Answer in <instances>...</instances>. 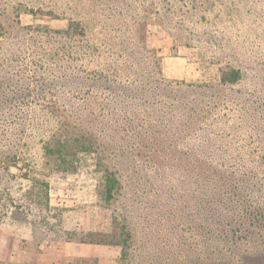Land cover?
<instances>
[{"label":"rangeland","instance_id":"obj_1","mask_svg":"<svg viewBox=\"0 0 264 264\" xmlns=\"http://www.w3.org/2000/svg\"><path fill=\"white\" fill-rule=\"evenodd\" d=\"M0 264H264V0H0Z\"/></svg>","mask_w":264,"mask_h":264},{"label":"trees","instance_id":"obj_2","mask_svg":"<svg viewBox=\"0 0 264 264\" xmlns=\"http://www.w3.org/2000/svg\"><path fill=\"white\" fill-rule=\"evenodd\" d=\"M73 23H71V25H73ZM81 28H85L84 25L81 26ZM84 30H81V32L83 33ZM241 78V71L239 68L231 66L230 64L226 63L223 64L221 66H219L218 68V81L223 84V85H228V84H233L235 82H237L239 79ZM158 85H161L162 87L165 84V79H163L162 77L158 76V78L156 79ZM141 86H137V85H130L128 89H132V91H137ZM145 88H142L139 92L140 94L142 93H151L153 92L156 96H160L161 89H163L161 87V89H159V86L154 85L153 87H149V86H144ZM144 94V95H146ZM136 96V95H135ZM160 99V98H159ZM163 105H165V103H163ZM167 106V105H165ZM184 108V107H183ZM188 114V113H187ZM93 233H87L86 235H84L83 237H80L78 240L80 242H84V243H97L96 239H93Z\"/></svg>","mask_w":264,"mask_h":264},{"label":"crops","instance_id":"obj_3","mask_svg":"<svg viewBox=\"0 0 264 264\" xmlns=\"http://www.w3.org/2000/svg\"><path fill=\"white\" fill-rule=\"evenodd\" d=\"M80 242V241H79ZM80 243H82V244H91V243H84V242H80ZM76 254V253H75ZM79 256H81V255H79Z\"/></svg>","mask_w":264,"mask_h":264}]
</instances>
